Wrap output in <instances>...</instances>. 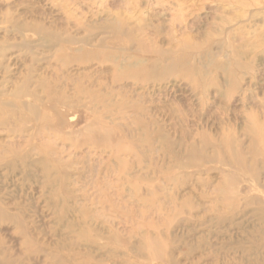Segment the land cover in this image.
<instances>
[{"label":"rangeland","instance_id":"rangeland-1","mask_svg":"<svg viewBox=\"0 0 264 264\" xmlns=\"http://www.w3.org/2000/svg\"><path fill=\"white\" fill-rule=\"evenodd\" d=\"M0 264H264V0H0Z\"/></svg>","mask_w":264,"mask_h":264}]
</instances>
